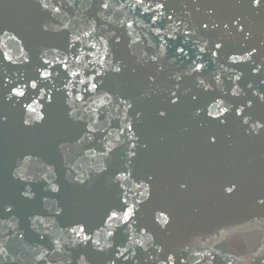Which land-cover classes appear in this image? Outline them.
<instances>
[{"label": "water", "instance_id": "water-1", "mask_svg": "<svg viewBox=\"0 0 264 264\" xmlns=\"http://www.w3.org/2000/svg\"><path fill=\"white\" fill-rule=\"evenodd\" d=\"M45 2L0 0V264H264V0Z\"/></svg>", "mask_w": 264, "mask_h": 264}, {"label": "snow or ice", "instance_id": "snow-or-ice-1", "mask_svg": "<svg viewBox=\"0 0 264 264\" xmlns=\"http://www.w3.org/2000/svg\"><path fill=\"white\" fill-rule=\"evenodd\" d=\"M137 3H143V0H137ZM254 3L257 4V5H259V4L261 3V0H254ZM41 4H42V7L46 8V9L49 7V4H48L47 2H45V0H41ZM103 7H104V8H108L109 5H108L107 3H104V4H103ZM163 7H164L163 4H157V8H163ZM57 11H58V9H57ZM169 19H171V17H169ZM205 27H207V25H205ZM216 47H217V48H220L221 45H220V44H216ZM181 51H183V50L181 49ZM45 63H47V61H45ZM199 67H200V66L198 65V66H197V69H196L197 71L199 70ZM44 75H45V77H46V76H47V73H45ZM33 87H35V85H33ZM92 87L95 88L96 85L93 84ZM13 95L23 96L24 93H23V92H20V91H14V92H13ZM262 99H264V97H262ZM172 103H176V101H172ZM29 111H35V109H32V108L30 107V108H29ZM224 111H226V110H223V109H222V110H221V114H223ZM164 115H165L164 112H161V113H160V116H161V117H163ZM237 115H240V113L237 112ZM40 119H43V117L37 115V120H40ZM28 123H29V121L25 120V124H28ZM247 123H248V121L245 120V124H247ZM258 127H259V126H258ZM214 142H215V141L213 140V143H214ZM118 179H120V177H118ZM53 190H55V189H53ZM228 191H229V192H232V191H234V188L230 187V188L228 189ZM261 203L264 204V200H262ZM9 211H11V209H9ZM131 214H132V209H128V211H127V212L125 213V215L123 216V220H124L125 222L128 221V219H129V217L131 216ZM113 217H115V213H113L112 217H109V219H112ZM80 231H83V229H81ZM109 235H111V233H109Z\"/></svg>", "mask_w": 264, "mask_h": 264}]
</instances>
